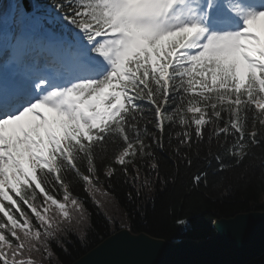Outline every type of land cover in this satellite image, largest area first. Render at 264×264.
<instances>
[{"label":"snow or ice","instance_id":"1","mask_svg":"<svg viewBox=\"0 0 264 264\" xmlns=\"http://www.w3.org/2000/svg\"><path fill=\"white\" fill-rule=\"evenodd\" d=\"M27 2L0 6V264L63 248L88 219L77 186L148 187L166 128L176 155L205 129L237 162L264 140V0H52L47 38Z\"/></svg>","mask_w":264,"mask_h":264},{"label":"trees","instance_id":"2","mask_svg":"<svg viewBox=\"0 0 264 264\" xmlns=\"http://www.w3.org/2000/svg\"><path fill=\"white\" fill-rule=\"evenodd\" d=\"M177 143L173 134L169 147L166 128L164 148L155 150L158 172L151 173L148 187H140L139 181L135 186L126 183L119 171L111 179L101 176L89 196L77 186L75 192L86 200L88 213L80 229L84 236L81 238L76 229L74 235L65 233L66 243L63 248L52 245L50 260L47 254L34 255L38 264H70L120 228L167 240L198 239L214 232L216 218L264 209V140L252 146L239 162L217 147L215 137L209 142L207 129L199 144L194 137L192 147L182 146L179 155L175 154ZM217 155L222 158V170ZM145 171L146 166L141 170L142 179ZM197 175L201 176L198 183ZM248 264H264V254Z\"/></svg>","mask_w":264,"mask_h":264},{"label":"water","instance_id":"3","mask_svg":"<svg viewBox=\"0 0 264 264\" xmlns=\"http://www.w3.org/2000/svg\"><path fill=\"white\" fill-rule=\"evenodd\" d=\"M213 229L173 241L120 229L71 264H247L264 254V210L215 219Z\"/></svg>","mask_w":264,"mask_h":264},{"label":"bare ground","instance_id":"4","mask_svg":"<svg viewBox=\"0 0 264 264\" xmlns=\"http://www.w3.org/2000/svg\"><path fill=\"white\" fill-rule=\"evenodd\" d=\"M7 2L5 0H0V6L6 5Z\"/></svg>","mask_w":264,"mask_h":264}]
</instances>
